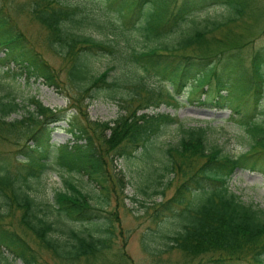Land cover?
Instances as JSON below:
<instances>
[{
	"label": "trees",
	"instance_id": "trees-1",
	"mask_svg": "<svg viewBox=\"0 0 264 264\" xmlns=\"http://www.w3.org/2000/svg\"><path fill=\"white\" fill-rule=\"evenodd\" d=\"M177 1L102 0L106 15L93 16L63 0H0V68L12 67L16 76L41 81L56 91L71 90L75 95L70 97L72 105L65 117L63 112L31 100L32 111L21 120L8 121L20 106L14 98L0 94V142L13 138L11 144L23 158L11 169L0 154V249H7L23 264H38L40 249L55 254L61 264H94L112 248L115 237V214L92 206L71 183L68 192L55 194L56 212L71 222L92 226L101 222L105 236L85 237L70 230L74 243L69 248L50 236L54 228L42 215L43 204L28 193L29 182L39 180L47 169L50 153H56L60 168L83 174L95 184L107 205L110 195L117 190L122 194L124 188L114 161L138 151L143 156L150 154L162 129L176 123L169 115H138L161 99L153 97L141 79L129 73L110 79V68L101 73L93 69L91 56L112 54L118 46L117 37L129 30L145 42L164 40L139 52L133 49L129 57L145 72L171 83L167 100L175 103L174 93L190 88L191 93L203 97L198 99L203 107L229 109L230 122L249 137V150L236 157L215 146L207 148L204 128L183 130L178 144L165 150L169 162L165 170L183 178L175 196L161 207L177 219V230L165 236L166 250H179L182 264H264V211L242 203L228 186L236 170L264 173V167H258L264 160V123L259 120L264 119V50L252 55L249 69L243 67L241 56L264 20V0ZM211 7L223 9L226 15L200 27L184 28L194 14ZM22 15L46 32L43 45L59 58L60 71L44 60L18 26ZM238 25L251 28L254 34L236 32ZM90 27L102 33L104 40L85 34ZM120 87L133 91L129 99L120 98L124 114L110 122L91 121L87 115L90 103L102 92L115 100L114 90ZM134 101L139 104L130 110ZM61 122L66 124L72 144L55 147L50 143L51 127ZM24 135L33 141V148L18 145ZM7 218L16 219V228L5 221ZM21 230L34 237L35 246L20 235ZM116 252L114 256L127 264L124 249Z\"/></svg>",
	"mask_w": 264,
	"mask_h": 264
},
{
	"label": "rangeland",
	"instance_id": "rangeland-1",
	"mask_svg": "<svg viewBox=\"0 0 264 264\" xmlns=\"http://www.w3.org/2000/svg\"><path fill=\"white\" fill-rule=\"evenodd\" d=\"M63 1L79 7L93 16L106 15L102 0ZM179 2L180 0L176 4ZM225 15V11L221 8H206L194 14L192 22H188L184 28L200 27L206 21L220 20ZM17 24L35 44L37 51L44 60L55 70L60 71L61 62L59 58L51 54L43 45L46 34L43 28L24 15L18 17ZM238 26L235 31H242V35H252L255 32V37L241 51L244 61L243 67L249 69L251 68L250 59L252 55L257 51L264 50V20L254 32L251 28L243 29L241 25ZM89 29L85 30L84 33L96 40H104L102 33L97 29L93 27ZM117 41L118 46L112 54L99 53L96 56H91L90 61L95 72L101 73L110 68V79H116L122 73H129L135 78L141 79L147 85L150 94L153 97L161 96V99L139 111L138 115L142 113L169 115L176 120V123L167 125L162 129L161 133L153 140V149L150 154L143 156L138 151L133 153L131 157H123L114 161L115 173L123 178L124 188L121 191L122 194L117 190L110 195L107 205L104 202L103 193L99 192V188L89 182L87 177L80 173L67 172L57 165L56 153H50L46 161L47 169L42 173L40 179L29 182L31 188L28 193L37 203L43 204L40 208L42 215L54 228V232L50 236L65 242L67 248L71 243H74L69 235L70 230L85 237L88 235L96 238L105 236L102 232L104 227L101 222L98 223L101 226L71 222L56 212L54 196L57 192H68V183L73 184L81 193L86 195L92 206L115 214L112 217L114 220L112 231L115 235L112 248L104 253V256L98 258L94 264H123L118 257L114 256L116 251L122 248L129 257L127 264H182L183 257L179 250H166L168 240L165 236L171 235L177 230V219L171 218L169 213L161 210V207L175 196L183 178L178 173L172 174L165 170L169 166L165 150L178 144L183 136V130L204 128L207 132V148L215 146L220 148L223 154L236 157L249 150V137L243 129L230 122L229 109L203 107L198 101V99L203 100V97L198 93H191L190 88L174 93L175 103L167 100L166 93L172 92L171 83L159 78L152 72H145L129 57L133 49L139 52L164 40L145 42L138 33L129 30L119 35ZM0 94L14 98L20 106V109L7 119L8 121L21 120L28 111H32V107H29L31 100L38 101L54 111L63 112L65 117L70 113L69 109L72 105L70 97L75 96L71 90L56 91L46 87L41 81L27 80L24 76H16V70L12 67L0 68ZM102 94L104 92L93 100L87 109V115L91 121L110 122L124 114V104L120 98L129 99L133 96V91L128 87L115 89V100H109ZM143 98L144 96H142ZM138 104L139 102H132L130 110L135 109ZM259 120H263L264 123L263 118ZM51 128L50 143L53 146L72 144L71 137L66 132L65 123L52 125ZM11 137H15V135ZM13 141V138H10L8 141L0 142V154L7 158L11 169L18 166L23 159L21 155L16 154V149L11 144ZM18 145L28 148L34 147L33 141L26 135L20 138ZM194 163L197 164L200 161ZM261 166L264 167V160L259 162L258 167ZM228 186L230 192L235 194L242 203L264 211V173L237 170L230 178ZM156 215H158L157 219ZM5 221L16 228L15 218H7ZM99 228L100 230H98ZM20 235L32 247L35 246V239L30 233L21 230ZM39 252L38 264H61L59 258L52 252L45 249H40ZM0 264H23V262L20 259H15L14 255L7 249L1 248Z\"/></svg>",
	"mask_w": 264,
	"mask_h": 264
}]
</instances>
